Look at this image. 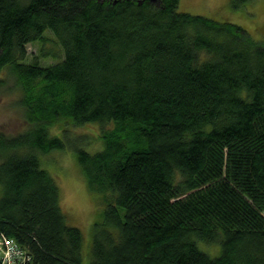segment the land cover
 <instances>
[{
	"label": "trees",
	"instance_id": "1",
	"mask_svg": "<svg viewBox=\"0 0 264 264\" xmlns=\"http://www.w3.org/2000/svg\"><path fill=\"white\" fill-rule=\"evenodd\" d=\"M178 4L0 0V71L29 124L0 133V232L35 264H264V40ZM46 30L64 57L24 61ZM59 120L110 126L100 149L75 148L106 204L87 263L40 162L64 147Z\"/></svg>",
	"mask_w": 264,
	"mask_h": 264
},
{
	"label": "rangeland",
	"instance_id": "2",
	"mask_svg": "<svg viewBox=\"0 0 264 264\" xmlns=\"http://www.w3.org/2000/svg\"><path fill=\"white\" fill-rule=\"evenodd\" d=\"M178 11L203 15L218 21H229L245 28L256 40H264V0H248L241 6H233L230 0H179ZM42 39L26 44L24 61H37L52 64L60 61L63 56L62 47L56 36L46 30ZM4 82L0 86V133L14 136L23 132L28 126L25 119L23 104V90L17 85L15 75L6 68L0 71V78ZM59 120L50 128V132L64 142L63 149L51 150L40 154V162L52 174L59 187L60 203L66 216L68 225L78 227L82 233V258L87 263L90 258L93 241V224L102 222V212L106 207L102 203V195L89 189L77 162L75 148L81 147L94 152L103 146L99 137L102 129L110 126L100 123H89L74 126L69 121ZM111 125V124H110ZM102 128V129H101ZM65 129V131H61ZM2 187L0 186V195ZM197 246L210 257L221 255L219 243H207L196 240Z\"/></svg>",
	"mask_w": 264,
	"mask_h": 264
},
{
	"label": "built area",
	"instance_id": "3",
	"mask_svg": "<svg viewBox=\"0 0 264 264\" xmlns=\"http://www.w3.org/2000/svg\"><path fill=\"white\" fill-rule=\"evenodd\" d=\"M0 264H35L28 252L13 237L0 232Z\"/></svg>",
	"mask_w": 264,
	"mask_h": 264
}]
</instances>
